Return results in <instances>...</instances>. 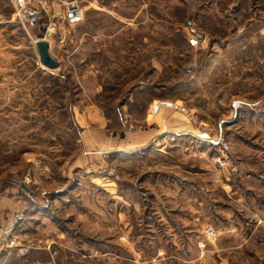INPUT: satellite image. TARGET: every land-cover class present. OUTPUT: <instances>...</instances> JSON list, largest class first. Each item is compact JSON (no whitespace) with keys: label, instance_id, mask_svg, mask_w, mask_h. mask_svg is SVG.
<instances>
[{"label":"rangeland","instance_id":"obj_1","mask_svg":"<svg viewBox=\"0 0 264 264\" xmlns=\"http://www.w3.org/2000/svg\"><path fill=\"white\" fill-rule=\"evenodd\" d=\"M83 1L59 42L35 0H0V197L45 239L0 264H264V136L231 123L264 121V0Z\"/></svg>","mask_w":264,"mask_h":264},{"label":"built area","instance_id":"obj_2","mask_svg":"<svg viewBox=\"0 0 264 264\" xmlns=\"http://www.w3.org/2000/svg\"><path fill=\"white\" fill-rule=\"evenodd\" d=\"M43 9L47 18V29L49 37L59 40V42L70 39L69 29L82 24L85 20V6L83 0H35ZM205 130V129H204ZM209 134L211 130L207 129ZM217 138V145L222 150V153H227L230 148L229 142L222 134H215ZM178 133H172L166 139L174 141ZM211 142H214L211 139ZM225 157V155H223ZM222 159L219 160L221 163ZM29 205L24 203L18 211L13 214L9 223L0 227V256L9 250L15 249L21 257L27 256L29 248L23 245L21 240L16 236L17 228L27 220ZM210 235H216L215 231L211 229Z\"/></svg>","mask_w":264,"mask_h":264},{"label":"crops","instance_id":"obj_3","mask_svg":"<svg viewBox=\"0 0 264 264\" xmlns=\"http://www.w3.org/2000/svg\"><path fill=\"white\" fill-rule=\"evenodd\" d=\"M262 113H264V111ZM260 119L261 120L264 119L263 116L260 117ZM262 122H263V124H261V122L257 121V118L255 117V115L254 116L250 115V117H248V116H244L243 114L237 115L231 121V123L234 124V127L236 129H239V130L241 129L242 131H251V133L255 134L256 138L261 136L262 132H263L262 137L264 136V121H262ZM158 129L159 128L157 126H152V125L150 126L149 124L146 123V125L143 128H140L137 131V133H135L132 136L129 135L128 140H127L128 144L126 146H123L121 148V150L128 151L131 149L130 147L135 148L137 146H139V147L142 146L143 144L150 141L153 137H155L157 135V133L160 132ZM168 132H170V131H168ZM192 136H194V138L197 140L201 139V137H198V135H196V134H192ZM125 139H127V138H125ZM212 145L215 146L214 143ZM34 195H33V197H34ZM43 199H45V198L43 197ZM18 206L19 205H18L16 198H14V197H11V198L0 197V227H4L9 223V221L13 217L14 212L18 209ZM37 213H39V214L43 213L42 222L44 224V222H45V208L44 207L39 208ZM35 217H37V215H35V216L33 215L31 217L28 216L27 222L33 221L32 218L34 219ZM20 227L17 228V230L15 232L17 237L19 236ZM27 247L28 248L31 247L32 250H44L45 251V239H43V241L37 246L34 244L32 245V243H30V245L29 246L27 245ZM47 247L49 248L50 245H48ZM33 262H35V261H33Z\"/></svg>","mask_w":264,"mask_h":264},{"label":"water","instance_id":"obj_4","mask_svg":"<svg viewBox=\"0 0 264 264\" xmlns=\"http://www.w3.org/2000/svg\"><path fill=\"white\" fill-rule=\"evenodd\" d=\"M37 50L40 62L47 68L54 70L60 67L61 63L59 60L55 59L50 52V42L48 40H40L37 42ZM21 187L28 191L30 194V188L25 184H21Z\"/></svg>","mask_w":264,"mask_h":264},{"label":"bare ground","instance_id":"obj_5","mask_svg":"<svg viewBox=\"0 0 264 264\" xmlns=\"http://www.w3.org/2000/svg\"><path fill=\"white\" fill-rule=\"evenodd\" d=\"M42 64V63H41ZM45 66V65H44Z\"/></svg>","mask_w":264,"mask_h":264}]
</instances>
